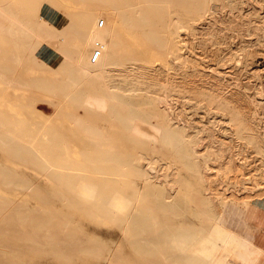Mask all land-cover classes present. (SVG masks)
<instances>
[{"label": "rangeland", "instance_id": "374dc122", "mask_svg": "<svg viewBox=\"0 0 264 264\" xmlns=\"http://www.w3.org/2000/svg\"><path fill=\"white\" fill-rule=\"evenodd\" d=\"M263 98L264 0H0V264H182L264 192Z\"/></svg>", "mask_w": 264, "mask_h": 264}, {"label": "crops", "instance_id": "0c3cea01", "mask_svg": "<svg viewBox=\"0 0 264 264\" xmlns=\"http://www.w3.org/2000/svg\"><path fill=\"white\" fill-rule=\"evenodd\" d=\"M261 104H264V98ZM263 194L264 192L259 189L248 193L243 200L227 196L225 205L221 206L219 226L213 224L209 219L211 225L206 231L195 233L187 229L181 232H163L159 238L164 244L170 245V249L166 251L169 252L171 259L176 255L173 246L180 248L182 264H264ZM134 206L130 207L129 212H127L128 210L125 211V215H129L128 218L133 224L137 219V208ZM125 221L124 224L126 225L129 219ZM216 231H219V242L216 241L217 245H214L212 236ZM228 232L236 236V242H240L237 256H233L231 252L234 244L230 246L231 250L227 247L225 237H227ZM241 242L245 243L241 244ZM76 246L77 244H75ZM79 249L76 247L77 252ZM82 250H85V248ZM106 256L108 264H111L112 259L108 258V255Z\"/></svg>", "mask_w": 264, "mask_h": 264}, {"label": "bare ground", "instance_id": "6f19581e", "mask_svg": "<svg viewBox=\"0 0 264 264\" xmlns=\"http://www.w3.org/2000/svg\"><path fill=\"white\" fill-rule=\"evenodd\" d=\"M149 73V72H148ZM130 78V77H129ZM130 85V84H129ZM166 86V85H165ZM139 89V88H138ZM118 96H120V95H118ZM117 96V97H118ZM116 97V98H117ZM137 101V100H136ZM135 101V102H136ZM168 105V104H167ZM166 105V106H167ZM144 108V107H143ZM138 109V108H137ZM14 141V139H10V138H1L0 137V143L2 144V143H6V144H10L11 142H13ZM8 172V171H7ZM6 176V175H5ZM81 188H82V191L83 192H85V193H87V194H92L93 193V189H92V186L91 185H86V184H83L82 186H81ZM113 194H112V196H111V202H112V204L117 208V209H119V210H123V211H126L130 206H129V204H130V202H128V200H127V198L120 192V191H113L112 192ZM95 198H96V196H95ZM102 199V198H101ZM103 199H104V197H103ZM234 204V203H233ZM250 204V203H249ZM248 204V205H249ZM225 205V204H224ZM239 206V205H238ZM245 206V205H244ZM240 207H243V206H240ZM245 210V209H244ZM226 215V214H225ZM212 217H214V221H215V223H216V225L217 226H219L220 225V212H213L212 213ZM237 219V218H236ZM226 220V219H225ZM238 221V220H237ZM236 221V222H237ZM229 222V221H228ZM233 225V224H232ZM226 238V241H227V247H228V249L229 250H231V245L232 244H234L233 246H234V248H233V250L231 251L232 252V254H233V256H237L238 255V252H239V248H240V242L238 241V242H236V236L235 235H233L232 233H230V232H228V235H227V237H225ZM212 240H213V244L214 245H217V243L219 242V231H216V232H214L213 233V236H212ZM216 241H217V243H216ZM242 243H245V242H241V244ZM247 243V242H246ZM183 244V243H182ZM248 245V244H247ZM242 247H244V246H242ZM244 248H246V247H244ZM243 249V248H242ZM240 251H243V250H240ZM247 251V250H246ZM226 253V252H225ZM243 253H245L244 251H243ZM247 253V252H246ZM252 253V252H251ZM242 254V253H241ZM224 257V256H223ZM238 258V257H237ZM220 259V258H219ZM225 260V259H224Z\"/></svg>", "mask_w": 264, "mask_h": 264}, {"label": "built area", "instance_id": "2783aa9c", "mask_svg": "<svg viewBox=\"0 0 264 264\" xmlns=\"http://www.w3.org/2000/svg\"><path fill=\"white\" fill-rule=\"evenodd\" d=\"M101 24H103V21H101ZM100 54H101V51L99 49H96L94 51V54H93V57H92L93 62L97 61V59L99 58Z\"/></svg>", "mask_w": 264, "mask_h": 264}]
</instances>
